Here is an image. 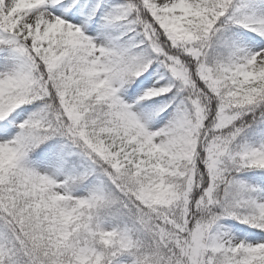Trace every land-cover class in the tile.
Segmentation results:
<instances>
[{
	"label": "snow or ice",
	"instance_id": "obj_1",
	"mask_svg": "<svg viewBox=\"0 0 264 264\" xmlns=\"http://www.w3.org/2000/svg\"><path fill=\"white\" fill-rule=\"evenodd\" d=\"M252 8L0 0V52L14 62L0 72V264H264V199L235 179L264 171V142L234 146L264 138V14ZM222 220L255 229L253 242Z\"/></svg>",
	"mask_w": 264,
	"mask_h": 264
},
{
	"label": "rangeland",
	"instance_id": "obj_2",
	"mask_svg": "<svg viewBox=\"0 0 264 264\" xmlns=\"http://www.w3.org/2000/svg\"><path fill=\"white\" fill-rule=\"evenodd\" d=\"M237 2L253 5L252 10L256 14H264V0H237ZM230 32L233 35V38L237 39L238 42L247 46L248 48L255 50V46L251 44L247 39V37L252 36L253 33H248L245 32L243 29H238V28H231ZM91 34L96 35V32H92ZM13 63H14L13 61L7 59L6 53L0 52V72L10 70ZM153 68L156 70L154 72L153 79H159V75L157 73H162L164 70L162 68H159V66L157 65H154ZM141 79H143V77H141ZM161 83H164V81H161ZM129 91H131V89H129ZM142 91L143 88H140L139 91L137 92V95H139ZM124 98L129 103H131L135 99V96L129 99L127 94L125 93ZM164 102L165 99L163 97H160L157 98L155 101L147 102L146 105H142L141 107L145 108V111H155L159 107H161ZM170 112L171 109H169L168 112L161 113L160 116L155 117L154 120L151 122V126L153 128L163 126V124L167 122ZM261 142H264V138L248 133V134H242L241 137H238L237 142L234 146L237 149H239V147L244 144H248L250 146L255 147L258 146ZM64 143L65 142L63 140H58L56 144H52V143L51 144L56 145L58 147L59 145H62ZM34 157H35V153H33L32 156L29 158V162H31V160ZM53 158H55V153H53ZM72 159L77 162V168H76L77 171L87 166V161L84 160L82 157L77 156V157H73ZM40 170L44 171V169H40ZM48 171H52V169H48ZM235 179L239 182L244 183L248 187L256 188L258 191L254 193V195L257 196L258 198L264 199V171L256 170V169L243 170L238 175L235 176ZM95 184L96 181L93 180V184L90 186H94ZM75 194L81 195L83 194V190L77 191ZM220 224L224 226V229H226L229 232L230 236L233 237L236 241H244L246 243L253 242V237L251 236V234L256 231L255 229H252L247 225L240 224L236 220H222ZM114 264H131V257L128 254L120 255L117 258V260L114 262Z\"/></svg>",
	"mask_w": 264,
	"mask_h": 264
},
{
	"label": "trees",
	"instance_id": "obj_3",
	"mask_svg": "<svg viewBox=\"0 0 264 264\" xmlns=\"http://www.w3.org/2000/svg\"><path fill=\"white\" fill-rule=\"evenodd\" d=\"M245 119L247 120V119H249V118H248V117H246ZM49 142H51V141H49Z\"/></svg>",
	"mask_w": 264,
	"mask_h": 264
}]
</instances>
